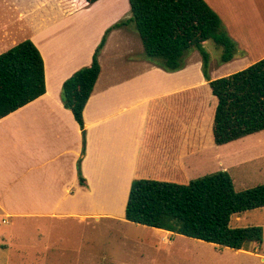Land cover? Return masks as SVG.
Wrapping results in <instances>:
<instances>
[{"label": "crops", "instance_id": "crops-1", "mask_svg": "<svg viewBox=\"0 0 264 264\" xmlns=\"http://www.w3.org/2000/svg\"><path fill=\"white\" fill-rule=\"evenodd\" d=\"M78 1L70 13L43 19L28 37L44 59L45 94L0 120V213L9 223L123 220L133 180L187 184L213 150L212 162L226 163L220 149H213L216 99L201 55L186 57L180 71L165 72L146 58L141 39L130 41L123 27L109 34L99 55L101 74L81 129L63 105L62 85L92 63L104 30L129 19L130 6L126 0L89 6ZM204 1L225 20L224 30L239 48L232 61L210 66L211 80L264 59V0ZM26 8L33 13L32 3ZM104 9L114 18L104 21L94 13ZM29 22L33 27L31 15ZM243 214L232 218L233 227L243 223ZM164 240L174 243L172 237Z\"/></svg>", "mask_w": 264, "mask_h": 264}, {"label": "trees", "instance_id": "trees-1", "mask_svg": "<svg viewBox=\"0 0 264 264\" xmlns=\"http://www.w3.org/2000/svg\"><path fill=\"white\" fill-rule=\"evenodd\" d=\"M93 5L99 0H85ZM79 3V1H77ZM129 19L111 26L93 55L92 63L62 85L61 100L84 129V109L101 74L99 55L109 34L134 24L146 56L165 72L186 66L192 50L201 55L202 72L216 99L211 137L224 146L264 131V59L234 74L211 80L208 40L223 49L221 63L232 61L236 45L219 15L204 0H129ZM46 92L45 63L31 40L0 54V120ZM81 185L85 179L79 174ZM264 208V185L236 191L227 171H218L176 184L152 179L132 182L125 219L136 225L170 232L233 251L262 245L260 226L233 227L234 216Z\"/></svg>", "mask_w": 264, "mask_h": 264}, {"label": "rangeland", "instance_id": "rangeland-1", "mask_svg": "<svg viewBox=\"0 0 264 264\" xmlns=\"http://www.w3.org/2000/svg\"><path fill=\"white\" fill-rule=\"evenodd\" d=\"M77 1L0 0V54L24 40H30L28 37L32 32H38L43 19L70 13ZM30 3L34 9L29 14L26 5ZM127 3L129 0H126ZM107 9L103 13L98 14L97 10L94 13L104 21L114 18V13H106ZM29 15L33 16V27ZM111 26L104 30L98 45ZM123 31L130 36V41L140 40L134 24L124 26ZM203 47L209 55L211 67L221 63V47L212 40L205 42ZM197 54L200 55L197 50H192L187 57ZM231 74L234 73L223 77ZM216 75V78H222ZM213 147L220 149L218 154L224 156L226 163L222 166L214 164L212 158L217 150H213L212 155L208 152L204 163H200L202 169L197 170L193 178L226 168L236 191L264 185V131L225 146ZM243 215V223L238 227L260 226L264 230V208ZM163 233L155 228L132 224L125 218L100 217L98 221L77 219L55 222L11 218L9 223L0 213V264H264V242L261 246L249 244L245 250L235 252L184 236L163 237ZM169 237L173 238L174 243L165 242L164 238Z\"/></svg>", "mask_w": 264, "mask_h": 264}]
</instances>
